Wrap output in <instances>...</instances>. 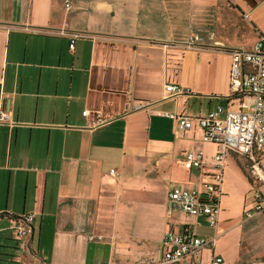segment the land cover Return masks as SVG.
<instances>
[{
	"label": "crops",
	"instance_id": "1",
	"mask_svg": "<svg viewBox=\"0 0 264 264\" xmlns=\"http://www.w3.org/2000/svg\"><path fill=\"white\" fill-rule=\"evenodd\" d=\"M68 3L0 0V243L12 236V218L31 212L27 246L17 239L14 250L20 264H151L162 231L194 221L182 212L165 217L166 190L200 185L220 150L193 120L179 129L157 112L193 119L231 104L228 48L264 37V0ZM57 29L84 35L68 48ZM191 34L198 39L185 46ZM166 81L183 92L166 97ZM196 149L204 163L183 167L178 159ZM246 209L223 225L219 209L202 259L264 264V228ZM193 228L213 231L204 222Z\"/></svg>",
	"mask_w": 264,
	"mask_h": 264
},
{
	"label": "built area",
	"instance_id": "2",
	"mask_svg": "<svg viewBox=\"0 0 264 264\" xmlns=\"http://www.w3.org/2000/svg\"><path fill=\"white\" fill-rule=\"evenodd\" d=\"M64 6H69L68 0H64ZM54 33L69 38L68 48H72L77 36L84 35L79 31L65 29H57ZM197 39L196 34L190 35L184 45L194 46ZM228 53L230 105L217 104L193 119L167 110L157 112L175 119L179 129L188 128L193 120L200 129L201 139L218 143L220 150L209 157L213 170L200 185L172 186L166 190L165 217L173 212H182L192 215L194 221L177 228L168 225L161 233L160 254L151 264H219L220 256L211 255L202 259L200 253L203 248H212L217 237L215 226L220 209L224 157L227 151L245 159L247 174L251 180L253 203L244 210L243 215L249 217L255 212L264 211V192L260 189V186H264V37L258 36L248 48L229 47ZM163 90L166 97L183 92L178 83L169 81L163 83ZM81 114H86V109H82ZM5 117V112L0 111V121ZM99 122L100 119L96 118L93 124ZM204 161L201 149L186 150L178 159L186 168L200 167ZM108 172L116 174L114 168H110ZM31 218V212L16 215L9 226L11 234L22 241V247L27 246ZM201 222L213 228L211 234L200 235L194 231L193 225Z\"/></svg>",
	"mask_w": 264,
	"mask_h": 264
},
{
	"label": "rangeland",
	"instance_id": "3",
	"mask_svg": "<svg viewBox=\"0 0 264 264\" xmlns=\"http://www.w3.org/2000/svg\"><path fill=\"white\" fill-rule=\"evenodd\" d=\"M189 36L183 41L184 43L187 42ZM233 102L235 101L233 100ZM233 154L227 151L224 157L225 168L223 171L222 191L220 195V225L240 221L243 218L242 209L251 207L253 203V189L250 187L251 180L248 177L247 169L242 163L236 160ZM260 189L264 192V186L260 187ZM253 216L256 219L255 222H258L257 224L264 228V221L261 220L260 214L254 213ZM236 231L237 229L226 235L227 242H233L237 238ZM9 235L12 234L10 233Z\"/></svg>",
	"mask_w": 264,
	"mask_h": 264
},
{
	"label": "trees",
	"instance_id": "4",
	"mask_svg": "<svg viewBox=\"0 0 264 264\" xmlns=\"http://www.w3.org/2000/svg\"><path fill=\"white\" fill-rule=\"evenodd\" d=\"M8 242L0 243V264H20L14 257L18 248V240L13 236L4 237Z\"/></svg>",
	"mask_w": 264,
	"mask_h": 264
}]
</instances>
